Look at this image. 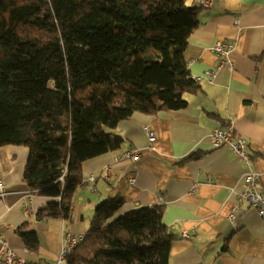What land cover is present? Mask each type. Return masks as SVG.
<instances>
[{"label": "trees", "instance_id": "obj_1", "mask_svg": "<svg viewBox=\"0 0 264 264\" xmlns=\"http://www.w3.org/2000/svg\"><path fill=\"white\" fill-rule=\"evenodd\" d=\"M204 8L189 0H0V147L29 148L24 181L60 200L39 220L71 217L84 162L124 142L118 123L188 106L185 49ZM110 198L68 264H170L164 206L119 214ZM16 229L29 251L40 239Z\"/></svg>", "mask_w": 264, "mask_h": 264}, {"label": "crops", "instance_id": "obj_2", "mask_svg": "<svg viewBox=\"0 0 264 264\" xmlns=\"http://www.w3.org/2000/svg\"><path fill=\"white\" fill-rule=\"evenodd\" d=\"M198 18L185 58L193 78L201 80L197 90L186 93L188 106L155 115L135 112L120 121L115 132L124 142L84 162L83 178L98 177L78 188L69 219L37 218L42 206L60 199L35 193L25 183L28 147H0L6 190L0 194V235L19 257L56 262L64 233L87 234L95 209L107 199L120 201L121 214L159 205L162 197L163 223L176 237L170 264H264V218L240 196L246 174L264 171V0H213ZM217 40L233 45L226 57L211 49ZM228 124L247 140L249 165L231 148L213 145L212 131ZM147 129L155 132L153 141ZM129 149L139 156L116 160ZM258 191L264 194V178ZM24 223L38 234V251H29L16 232Z\"/></svg>", "mask_w": 264, "mask_h": 264}, {"label": "built area", "instance_id": "obj_3", "mask_svg": "<svg viewBox=\"0 0 264 264\" xmlns=\"http://www.w3.org/2000/svg\"><path fill=\"white\" fill-rule=\"evenodd\" d=\"M213 0H198V5L201 7H210ZM233 45L227 43L226 40H217L211 45V49L218 56L229 55ZM223 63H225L223 61ZM209 73V72H208ZM197 81L201 80V77L195 78ZM149 138L153 141L155 139V132L151 129H147ZM211 141L215 147L227 146L233 150V152L240 158L243 159L248 165L251 163L252 158L247 152L248 142L239 133L234 131L232 124H228L224 127L216 128L212 131ZM139 156L137 149H129L124 152L123 155L116 157V160H123L125 158H135ZM106 177L108 178L109 173H111L112 168H106ZM98 176L91 175L88 178H83V184L93 183ZM264 178L263 172L250 171L246 174V188L241 193V199H245L250 202V204L258 211L259 215L264 218V194L258 191V182L260 179ZM0 188L2 192L1 195L6 194L5 185L0 181ZM162 197L159 198V204H162ZM235 214L231 213L230 218H234ZM86 234L84 233H73L65 232L63 236V242L58 254V259L54 263H29L26 259L21 258L11 247L9 241L2 235H0V264H68L67 257L68 254L73 250L79 243L85 239ZM185 237H188L187 233H184Z\"/></svg>", "mask_w": 264, "mask_h": 264}, {"label": "rangeland", "instance_id": "obj_4", "mask_svg": "<svg viewBox=\"0 0 264 264\" xmlns=\"http://www.w3.org/2000/svg\"><path fill=\"white\" fill-rule=\"evenodd\" d=\"M120 161V160H119Z\"/></svg>", "mask_w": 264, "mask_h": 264}]
</instances>
